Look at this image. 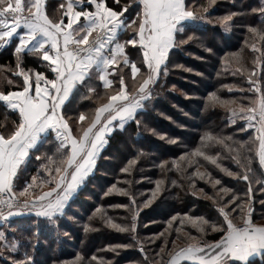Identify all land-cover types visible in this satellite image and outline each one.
I'll list each match as a JSON object with an SVG mask.
<instances>
[{
	"label": "trees",
	"instance_id": "obj_1",
	"mask_svg": "<svg viewBox=\"0 0 264 264\" xmlns=\"http://www.w3.org/2000/svg\"><path fill=\"white\" fill-rule=\"evenodd\" d=\"M105 1L125 17L119 32L130 63L116 66L110 86L86 78L74 89L62 113L79 140L100 106L127 80L126 73L131 76L132 62L141 69L135 76L142 75L141 84L149 76L135 44L145 0ZM5 6L0 1V17ZM65 6L66 0H47L49 17L62 19ZM185 8L195 17L175 33L143 108L107 137L62 214L13 218L15 230L0 225L8 239L3 248L0 241V264H166L182 248L203 241L210 246L224 236L222 207L236 221L248 215L264 222L261 145L247 118H233L235 107H251L257 98L256 81L248 74L259 57L251 47L254 41L262 47L264 94V0H185ZM25 73L54 78L39 52L19 51L16 42L0 44V90L24 88ZM20 124L19 113L0 102L2 133L9 135ZM71 152L68 137L51 130L30 152L15 192L55 188ZM232 259L222 264H264V255L247 263Z\"/></svg>",
	"mask_w": 264,
	"mask_h": 264
},
{
	"label": "crops",
	"instance_id": "obj_2",
	"mask_svg": "<svg viewBox=\"0 0 264 264\" xmlns=\"http://www.w3.org/2000/svg\"><path fill=\"white\" fill-rule=\"evenodd\" d=\"M145 1L149 6L151 18L157 22H170L178 18L183 8L186 12L188 11L185 8V0ZM19 3L20 6L15 10L26 11L29 17L22 19L19 15L8 16L6 12L13 7L5 6L6 12L3 11L4 14L0 17V44L5 48L16 42L19 51L39 52L54 71V78L51 79L42 74H36L33 77L25 73L24 88L9 92L0 90V102L9 109L17 111L21 117V124L14 132L4 135L0 130V189L10 187L13 190L19 172L24 168L30 152L40 145L44 136L51 130L67 136L71 146L74 145L73 139L76 141L75 145L82 144L83 138L79 140L73 136L62 113L64 105L77 85L86 78H92L103 83L104 86H110L113 83L111 75L116 66L119 63H130L119 32L125 27V17L123 13L109 8L105 0H66L63 18L57 22H54L47 13V0H21ZM184 23L185 21L175 26V29H165L160 37L153 34L152 38L159 40L160 46H157L156 51H150L152 58L170 51L175 33ZM148 24L147 15H144L135 44L139 45L145 65L153 71L152 64L147 58V49L150 48ZM75 29H82L84 39L92 38L93 40V49L82 56L69 49L70 43H73L75 39ZM118 46L121 49L119 59L115 54ZM131 66L133 74L136 75L139 69L134 62ZM145 90L146 88L139 94V98L129 99L119 106L111 103L115 99V96H112L113 99L108 103L111 105L105 112L108 123H101L98 129L97 118L87 131L90 136L88 135L86 144L89 149L91 146H93L91 149H97L95 156L99 155L107 142V137L115 130L113 124L121 126L133 119L142 109V96L145 95L143 94ZM101 113H104L102 109L99 110L98 117ZM77 150L78 148L75 147L77 152L75 155H73L74 151L72 152L69 162L71 165L73 161L76 162L75 157L83 150V146L79 151ZM260 156L264 166V143L260 148ZM83 162L84 160L80 161L79 168L82 167ZM94 162L92 167L95 165ZM80 174L77 169L73 173L74 177L69 187L67 186L64 190L58 187L47 190L37 198V206L26 205L13 209L4 215L2 220L8 221L29 214L48 217L62 214L68 201L86 178L85 173ZM21 198L26 202L30 200V198ZM49 207L54 210H48ZM254 250H257L260 255H256ZM263 255L264 250L242 244L235 249L233 258L247 263L255 258H262Z\"/></svg>",
	"mask_w": 264,
	"mask_h": 264
},
{
	"label": "rangeland",
	"instance_id": "obj_3",
	"mask_svg": "<svg viewBox=\"0 0 264 264\" xmlns=\"http://www.w3.org/2000/svg\"><path fill=\"white\" fill-rule=\"evenodd\" d=\"M0 1H1V3H4L6 1L7 5H11L13 7V9H11V10H15L17 7L20 6L19 2L21 0H0ZM22 1H24V0H22ZM148 8H149V6L147 4V1H145V7H144L143 11H144V15L145 16L147 15V19H148V22H149L148 28H147V30H148L147 32H148V37L150 38V40L148 41V44H149L150 48L147 49L148 50L147 51V56H148L147 58H148V61L151 62V64H152L153 71H150L149 69H148V72L146 71L149 76L147 77V81L145 83H142V84L139 81L141 79L142 75H140V78H137V79L135 77L141 71L139 66L136 65V67L139 69V71L137 72L136 75L133 74V70L132 69H131L132 70L131 71V76H129L126 73V79L130 82V87L131 88L129 89V87H128L129 84H128L127 80H125V78H123V80L121 81V84H122L121 88L118 89V90H115V94H113V96H115V99L111 103L115 104L116 106H119L120 104L124 103L125 101H127L129 99L135 100V99L139 98V94L146 88V90L143 93L145 95L142 96L143 100H145L148 97V95L150 94V88L154 85L156 80L159 78L160 69L165 64L166 60L168 59V56H169L170 52H168V53L165 52L164 54H159L156 57L153 56V58H152V55L150 54V51H156L157 46H160L159 40H154L152 38L153 34H155V35L160 37V35H162V33H163V31L165 29H168V28L175 29L177 27V25L182 24L183 21H185V22L186 21H192L194 19V17H195L194 16V12H192V10H188L186 12V10L183 8V10H182L180 16H178V18H174L173 17L174 19L171 18L172 20L170 22H162V21H158L157 22V21H154L151 18V14L149 13V9ZM25 9H27V8H25ZM183 29H184V26H182L180 30H183ZM80 30L79 29H75L74 30L75 39H74L73 43L72 42L70 43L69 49L71 51H74L76 45H78V44L79 45L91 44V47L88 48V50H92L93 46H94L92 38L84 39L83 36H82L83 35L82 34V29H80ZM79 32H81L80 35H78ZM188 41H189V39H185V40H182V43H185V42H188ZM255 42L256 41L251 43V47H252L253 50H255L256 54L259 55V57L256 56L255 61L253 60L251 62V67H248L249 68L248 74H249V79H251V80L253 79V80L256 81L257 98H256V101H255V104L253 106H251V107H247V106L246 107H242V106L235 107L234 108V112H233V118H236V117L237 118H244V119L247 118V125L246 126H247V128L255 127V131H256L257 138L259 140V146H260V145H262L264 143V94H263V82H262L263 80L260 78V75L262 77V74H263V67H262V64L259 62V60H262V57H260V54H263V53L261 51L262 47L257 45V43H255ZM120 50L121 49H120L119 46L115 50V54H116V58L117 59L120 58V55H119V51ZM201 50L202 51H207V49H204V48H202ZM126 51H127V49H126ZM85 53H83L82 55H84ZM127 54H128V52H127ZM188 54H190V56H192L195 59V61L203 62L202 58H200L199 55H195V54L190 53V52H188ZM242 55H244V54L240 53L239 56H237L238 57V62L240 64H242L245 61V58ZM253 63L254 64L256 63L258 65L256 70L252 69V64ZM178 67H181V69H183L185 71H190V69H188L186 66L179 65ZM142 74L144 75L143 72H142ZM128 96H130V98H128ZM111 99H113V98L111 97ZM111 99H110V101H111ZM111 103L110 104L105 103L104 105L100 106V108L98 109L97 113L95 114V119L98 118V121H99V125H97L98 129H99V127L102 124L108 123V120H107V118L105 116V112L107 111V107L109 105H111ZM100 109H102L104 113L103 114L101 113L99 115V117H98ZM83 118H85V117H83ZM95 119H94V121H95ZM94 121L92 122V124H90V126L93 125ZM113 125L115 126V129L119 127V125H115V124H113ZM90 126H88L87 129L85 130V132L83 133V136H82V138H83L82 144L83 145L82 144L80 146L79 145H75L76 141L73 139V141H74V145L72 146V152L74 151L73 155H75V152H76L75 151V147L78 148L77 151H79L80 148L83 146V150L78 152L79 153L78 156L75 157V161L76 162L73 161L74 163L72 162V165L71 164L68 165V169L60 176V178L58 180V183H57L55 188L58 187L60 190H64L67 186L69 187L71 185V179H72V177H74L73 173H75V171L77 169H79V174L81 172L80 175L85 173L84 177L87 176L90 173V171H92V162L95 161V153H96L97 149H95V150L91 149L93 147V146H91L90 147L91 151H90V149L88 148V146L86 144V140L90 136L87 133V131H88ZM69 128H70V126H69ZM78 144H79V142H78ZM260 148H261V146H260ZM72 152H71L70 158L72 157ZM259 152H260V150H259ZM70 158H69V162H70ZM83 160H84V162L82 164V167L79 168V163H80V161H83ZM59 183H60V185H58ZM52 189H50V190H52ZM43 192H45V191H43ZM43 192L41 191V192L35 194V193L29 192V191H25L24 195H19V196L20 197H25L27 199L34 196L37 199V198H39V196ZM51 209L52 208H50V207L48 208V210H51ZM248 209H249V211L251 213L252 212V207H250ZM52 210H54V209H52ZM224 210H227L229 212V217H225V216L222 215V211H224ZM220 214H221V216H222V218L224 219V222H225V227H226L225 234L229 233L232 230L233 227H238L240 225H241L240 228H242V229L246 225L253 224V223L254 224H259V225H264V222L252 221L251 217L248 216V215H247V217H245V219L242 218L241 221H236L235 217L232 214V212L230 210H228L227 207H222V209L220 211ZM11 220L12 219H10L8 221H5V220L0 219V222H1L0 225H3L1 227L10 228L11 229L12 228V227H10ZM1 227H0V241L2 242L1 247L3 248L5 244L7 245V243H8L7 240L8 239L6 238V233L4 232V229L1 228ZM11 230H15V228H12ZM206 243H208V242L207 241H203V242H201V244L197 243V244H192V245H197L198 247H204V246H206ZM2 248H0V253H2V251H3ZM139 251L142 253V255H145V252H144L142 247H139ZM254 253L256 255H260V253L257 250H254ZM232 260L240 261L239 259H235V258H233ZM230 262H229V264H230ZM241 262H243V261H241ZM243 263H245V262H243Z\"/></svg>",
	"mask_w": 264,
	"mask_h": 264
},
{
	"label": "water",
	"instance_id": "obj_4",
	"mask_svg": "<svg viewBox=\"0 0 264 264\" xmlns=\"http://www.w3.org/2000/svg\"><path fill=\"white\" fill-rule=\"evenodd\" d=\"M242 244L264 250V225L236 228L210 246L182 248L173 253L166 264H222L232 258L235 249Z\"/></svg>",
	"mask_w": 264,
	"mask_h": 264
},
{
	"label": "built area",
	"instance_id": "obj_5",
	"mask_svg": "<svg viewBox=\"0 0 264 264\" xmlns=\"http://www.w3.org/2000/svg\"><path fill=\"white\" fill-rule=\"evenodd\" d=\"M6 13L8 16H11V17H13L14 15H19L22 19L29 17V14L26 11L19 12L17 10H9ZM90 47H91V44H87V45H79L78 44V45H76L75 50L74 49L73 50L77 55L81 56L83 53L87 52L88 48H90ZM37 204H38V201L36 198L31 197L30 200L28 202H26L13 190V188L7 187L4 189H0V219H2L3 216L7 212H9L13 209L23 207L26 205L37 206ZM222 215L225 217H229V212L227 210H224V211H222ZM249 225H255V224L253 223V224H249ZM246 226H248V225H246ZM240 227H241V225L238 227H233L232 230H234L236 228L242 229Z\"/></svg>",
	"mask_w": 264,
	"mask_h": 264
}]
</instances>
